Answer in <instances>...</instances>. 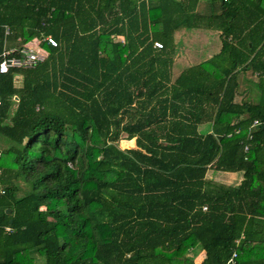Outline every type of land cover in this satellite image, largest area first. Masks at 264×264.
Returning <instances> with one entry per match:
<instances>
[{
  "label": "trees",
  "instance_id": "obj_1",
  "mask_svg": "<svg viewBox=\"0 0 264 264\" xmlns=\"http://www.w3.org/2000/svg\"><path fill=\"white\" fill-rule=\"evenodd\" d=\"M0 23V62L58 40L0 72V264H264V0H0ZM200 27L221 49L174 79Z\"/></svg>",
  "mask_w": 264,
  "mask_h": 264
},
{
  "label": "rangeland",
  "instance_id": "obj_2",
  "mask_svg": "<svg viewBox=\"0 0 264 264\" xmlns=\"http://www.w3.org/2000/svg\"><path fill=\"white\" fill-rule=\"evenodd\" d=\"M208 9L206 3L203 1L201 2L199 6V10L206 11ZM174 42L176 46V55L175 58H179L181 61V66L176 67L177 69H182L186 64V66L191 64H196L200 62L201 60L210 57L211 55H214L221 49L222 44V37L221 32L219 30H215L213 28H206V27H200V28H194L190 30H186L185 28L179 29L174 34ZM8 47L11 48L13 46L12 41L8 39L7 41ZM209 45L210 48L208 50H204L203 48L205 46ZM207 48V47H206ZM174 69L175 73H178L179 71L177 69ZM257 80L256 76H253L251 72L242 74L240 76V89L239 94L236 97L237 101H242L246 98V94L244 93V89L247 87L250 80ZM255 94L256 92L253 91L250 93V95L255 100ZM16 104H14L12 108V112L15 110ZM9 140L5 138L2 134H0V151L3 149H6L9 146ZM121 144L123 147H126L130 145L127 144L126 141H121ZM243 177L242 173L238 172L235 174H230L229 172H219L214 171L210 169L207 172V178L209 180L218 182V183H224L227 185H236L241 181V178ZM205 254L206 258V252L201 248H197L194 250H191L189 252V256L193 257L195 262L197 264L202 263L204 260L203 256ZM37 264H43L42 258H37Z\"/></svg>",
  "mask_w": 264,
  "mask_h": 264
},
{
  "label": "built area",
  "instance_id": "obj_3",
  "mask_svg": "<svg viewBox=\"0 0 264 264\" xmlns=\"http://www.w3.org/2000/svg\"><path fill=\"white\" fill-rule=\"evenodd\" d=\"M1 30H4L5 36L9 35L11 32L8 25H2L0 23V31ZM42 42H46L54 47L58 46V40L51 35H43L41 38H35L31 42L18 48H9L8 46H5L2 53L3 59L0 62V72L7 73L11 68H32L42 62L47 56V52H45L40 46ZM162 46L163 44L161 42H155V47L161 48ZM259 123L260 122L256 120L254 125H258ZM6 230L10 231L11 228L7 227ZM235 256L236 253L233 254V257L229 262H232Z\"/></svg>",
  "mask_w": 264,
  "mask_h": 264
},
{
  "label": "crops",
  "instance_id": "obj_4",
  "mask_svg": "<svg viewBox=\"0 0 264 264\" xmlns=\"http://www.w3.org/2000/svg\"><path fill=\"white\" fill-rule=\"evenodd\" d=\"M187 30V29H186ZM188 30H190V29H188ZM176 46H177V44H176ZM207 47V48H206ZM210 48V46L209 45H207V46H205L204 48H203V51L205 50H208ZM212 56V55H211ZM210 56V57H211ZM210 57H207V58H205V59H203V60H201V61H204V60H206V59H208V58H210ZM200 61V62H201ZM181 62H183V61H181L179 58H175V62H174V65H173V78L175 79L185 68H187V67H189V66H192V65H194V64H191V65H188V66H184L182 69H177L176 67H178V66H181L182 64H180ZM199 63V62H198ZM197 64V63H196ZM177 69L179 72L178 73H175V71H174V69ZM230 174H235V173H238V172H229ZM241 173V172H240ZM242 179V178H241Z\"/></svg>",
  "mask_w": 264,
  "mask_h": 264
},
{
  "label": "water",
  "instance_id": "obj_5",
  "mask_svg": "<svg viewBox=\"0 0 264 264\" xmlns=\"http://www.w3.org/2000/svg\"><path fill=\"white\" fill-rule=\"evenodd\" d=\"M16 99H18V97H15ZM7 212L10 213L11 212V209H7Z\"/></svg>",
  "mask_w": 264,
  "mask_h": 264
}]
</instances>
